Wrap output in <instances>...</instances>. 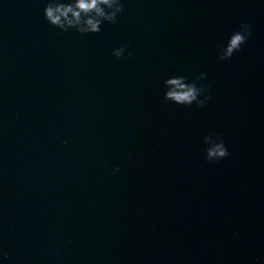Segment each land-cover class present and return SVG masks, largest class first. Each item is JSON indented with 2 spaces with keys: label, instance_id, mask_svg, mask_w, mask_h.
I'll use <instances>...</instances> for the list:
<instances>
[{
  "label": "water",
  "instance_id": "water-1",
  "mask_svg": "<svg viewBox=\"0 0 264 264\" xmlns=\"http://www.w3.org/2000/svg\"><path fill=\"white\" fill-rule=\"evenodd\" d=\"M42 8L0 0V264H101L264 60V0H124L86 34ZM242 21L251 34L220 60ZM121 44L131 57L112 55ZM201 71L205 105L163 99L165 77Z\"/></svg>",
  "mask_w": 264,
  "mask_h": 264
},
{
  "label": "clouds",
  "instance_id": "clouds-1",
  "mask_svg": "<svg viewBox=\"0 0 264 264\" xmlns=\"http://www.w3.org/2000/svg\"><path fill=\"white\" fill-rule=\"evenodd\" d=\"M124 0H43L42 14L48 24L62 31L74 30L78 33H99L104 22L114 23L121 14ZM251 34V27L246 21L240 23V28L233 30L219 52V59L225 60L241 49L242 44ZM112 55L120 58L131 57L133 53L126 50V45H119L112 49ZM206 79L205 72L194 74L188 79L184 74H171L165 77L163 83L167 87L163 91V99L178 105L198 106L207 103L210 92L208 85L198 83ZM65 143L67 141H64ZM230 152L224 138L217 133L214 137H204L203 157L209 162L229 156ZM120 165H114L111 174H115Z\"/></svg>",
  "mask_w": 264,
  "mask_h": 264
}]
</instances>
